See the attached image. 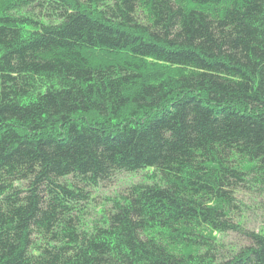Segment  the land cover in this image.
<instances>
[{
	"label": "trees",
	"instance_id": "obj_1",
	"mask_svg": "<svg viewBox=\"0 0 264 264\" xmlns=\"http://www.w3.org/2000/svg\"><path fill=\"white\" fill-rule=\"evenodd\" d=\"M248 214L264 0H0V264H264Z\"/></svg>",
	"mask_w": 264,
	"mask_h": 264
},
{
	"label": "rangeland",
	"instance_id": "obj_2",
	"mask_svg": "<svg viewBox=\"0 0 264 264\" xmlns=\"http://www.w3.org/2000/svg\"><path fill=\"white\" fill-rule=\"evenodd\" d=\"M148 172L149 171H140V172H137L135 174H133V173H131V174H127V173L118 174L114 178V180L112 181L111 184H108L106 186H102L98 190H95L94 195L96 198V202L101 204V205H104V202H106V203L108 202V197H112V196L116 195L119 192V190H122L124 187H126L130 183L146 179V173H148ZM249 214L247 215L249 217V220L247 221V217H246V222L250 228L258 230L261 227H263V225H264L263 215H260L259 219L256 220V218H254L255 217L254 214L251 216H249Z\"/></svg>",
	"mask_w": 264,
	"mask_h": 264
},
{
	"label": "bare ground",
	"instance_id": "obj_3",
	"mask_svg": "<svg viewBox=\"0 0 264 264\" xmlns=\"http://www.w3.org/2000/svg\"><path fill=\"white\" fill-rule=\"evenodd\" d=\"M247 107V106H246ZM260 108V107H259ZM243 109V108H242ZM261 111V110H260ZM262 112V111H261ZM138 113V112H137ZM108 131V130H107ZM236 156V155H235ZM245 167H248V166H245Z\"/></svg>",
	"mask_w": 264,
	"mask_h": 264
}]
</instances>
